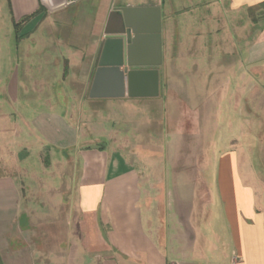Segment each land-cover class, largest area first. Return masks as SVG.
Segmentation results:
<instances>
[{"label":"crops","instance_id":"crops-1","mask_svg":"<svg viewBox=\"0 0 264 264\" xmlns=\"http://www.w3.org/2000/svg\"><path fill=\"white\" fill-rule=\"evenodd\" d=\"M9 1L16 22L43 6L41 0ZM120 7L160 8L162 64L171 22L186 19L201 30L215 16L226 21L227 13L255 10L259 28L249 53L253 61H264V0H69L28 19L25 23H36L27 36L17 35L12 54H0V167L19 166L21 158L29 162L42 152L79 157L81 167L71 196L68 241L54 250L36 247L32 238L39 218L23 213L17 176L9 170L0 174V264H264V201L237 165H219L229 235L224 248L212 253L200 246V237H216L196 234L208 219L211 202L193 233H187L180 218L171 217L162 231L159 205L149 199L148 184L130 155L91 144L97 137L84 128L85 116L97 117L125 100L147 110L161 96L89 97L105 34L121 26ZM53 46L59 48L54 60L48 51ZM149 46V40L143 43L141 55L149 56ZM109 80L101 77V93L110 91Z\"/></svg>","mask_w":264,"mask_h":264},{"label":"rangeland","instance_id":"rangeland-1","mask_svg":"<svg viewBox=\"0 0 264 264\" xmlns=\"http://www.w3.org/2000/svg\"><path fill=\"white\" fill-rule=\"evenodd\" d=\"M13 16L10 1L0 0L4 56L12 54L17 35L27 36L36 23L24 22L16 29ZM225 18L215 16L201 30L186 19L169 24L162 93L147 110L125 100L121 107L83 118L84 128L97 137L91 144L119 149L138 166L149 199L159 205L162 231L171 217L180 218L187 233H193L211 202L208 219L196 234L216 237H200V246L212 253L224 248L229 235L218 185L221 162L237 165L243 180L256 186L264 201V61H253L249 53L257 38L258 14L227 13ZM49 50L54 60L59 48ZM45 155L29 162L21 158L19 166L0 167V174L9 170L17 176L23 213L39 218L32 238L36 247L54 250L68 241L81 159L60 152Z\"/></svg>","mask_w":264,"mask_h":264},{"label":"water","instance_id":"water-1","mask_svg":"<svg viewBox=\"0 0 264 264\" xmlns=\"http://www.w3.org/2000/svg\"><path fill=\"white\" fill-rule=\"evenodd\" d=\"M69 0H41L48 10L58 9ZM120 28L107 31L97 58L91 98L158 97L161 95L162 64L161 12L159 7H120ZM145 15V16H144ZM148 17V19H147ZM149 22L148 25L145 22ZM150 41L149 56L141 55L143 43ZM150 55H156L155 59ZM142 57V58H141ZM110 79L109 92L101 93L100 79Z\"/></svg>","mask_w":264,"mask_h":264},{"label":"trees","instance_id":"trees-1","mask_svg":"<svg viewBox=\"0 0 264 264\" xmlns=\"http://www.w3.org/2000/svg\"><path fill=\"white\" fill-rule=\"evenodd\" d=\"M44 10H45L44 7L41 6L37 12H35V13L31 14V15H28V16H26V17H24L21 21H18V22L15 21V22H14V25L16 26V29H18V27H19L20 24H23V23L26 22L28 19L33 18V17L39 15V14L42 13ZM21 22H22V23H21Z\"/></svg>","mask_w":264,"mask_h":264}]
</instances>
